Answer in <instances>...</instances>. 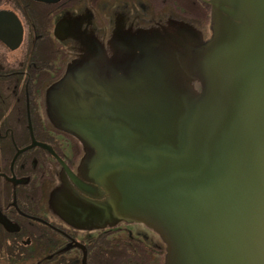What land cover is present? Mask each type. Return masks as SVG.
<instances>
[{
    "label": "water",
    "instance_id": "obj_1",
    "mask_svg": "<svg viewBox=\"0 0 264 264\" xmlns=\"http://www.w3.org/2000/svg\"><path fill=\"white\" fill-rule=\"evenodd\" d=\"M206 1L208 35L187 18L91 34L49 86L50 120L83 147L76 171L54 152L52 206L79 228L146 224L164 264H264V0ZM31 136L15 157L52 151Z\"/></svg>",
    "mask_w": 264,
    "mask_h": 264
},
{
    "label": "flooded vegetation",
    "instance_id": "obj_2",
    "mask_svg": "<svg viewBox=\"0 0 264 264\" xmlns=\"http://www.w3.org/2000/svg\"><path fill=\"white\" fill-rule=\"evenodd\" d=\"M210 10L206 0H0V264L165 263L164 241L144 223L87 229L56 214L57 156L76 171L83 147L52 123L46 93L91 34L105 43L187 18L208 35ZM31 127L52 151L34 145L15 157Z\"/></svg>",
    "mask_w": 264,
    "mask_h": 264
}]
</instances>
